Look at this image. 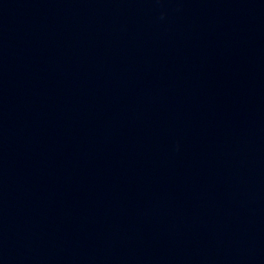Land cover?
I'll return each mask as SVG.
<instances>
[{
	"label": "water",
	"instance_id": "obj_1",
	"mask_svg": "<svg viewBox=\"0 0 264 264\" xmlns=\"http://www.w3.org/2000/svg\"><path fill=\"white\" fill-rule=\"evenodd\" d=\"M0 264H264V208L121 134L0 95Z\"/></svg>",
	"mask_w": 264,
	"mask_h": 264
}]
</instances>
